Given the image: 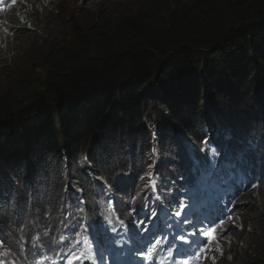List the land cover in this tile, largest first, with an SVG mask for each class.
Returning a JSON list of instances; mask_svg holds the SVG:
<instances>
[{
    "label": "trees",
    "instance_id": "1",
    "mask_svg": "<svg viewBox=\"0 0 264 264\" xmlns=\"http://www.w3.org/2000/svg\"><path fill=\"white\" fill-rule=\"evenodd\" d=\"M140 1L108 31L88 27L74 47L53 46L65 40L61 29L42 28L61 57L47 58L37 81L19 68L14 78L6 73L12 88L37 89L25 104L0 96V225H28L33 206L55 207L59 194L72 198L75 189L98 210L95 178L111 180L130 161L139 166L152 135L177 144L173 122L206 139L216 137L214 120L251 133L264 126V0ZM20 27L16 35L31 36ZM29 197L37 200L31 207ZM255 203L247 209L263 234L248 237L243 264H264V213ZM31 241L3 239V257L26 260Z\"/></svg>",
    "mask_w": 264,
    "mask_h": 264
},
{
    "label": "clouds",
    "instance_id": "2",
    "mask_svg": "<svg viewBox=\"0 0 264 264\" xmlns=\"http://www.w3.org/2000/svg\"><path fill=\"white\" fill-rule=\"evenodd\" d=\"M58 1L0 0V7L6 9L0 11V58H6V61L12 60L13 57L7 54L8 49L15 53L18 43L24 38L16 35L15 26H21L20 28L26 29L30 35L41 32L46 37L43 27L35 19ZM9 4L11 7H8ZM10 19L12 21L9 23ZM30 24L32 27H29ZM34 25L38 26L36 31ZM213 122L217 128L214 139L199 137L198 132L195 136L189 134L188 131L185 134L173 122L177 130V144L156 143L157 139L152 135L150 141L152 148L144 154L139 166H134L130 161L122 171L118 167V173L110 176L112 181L105 178L103 174H99L92 186L95 187L94 194L98 197V210L89 202V196L81 194L80 197H73L74 204L89 212L86 217L78 218L79 221L88 223H111L113 221L118 225L121 223L118 216H122L123 212L132 210L135 215L139 213L144 205L142 202L138 203V200L149 196L156 197L157 200H150L155 207L159 208L152 216L154 226L147 228L149 233L146 234V241L140 240L137 252H141L142 247L144 251L149 252L151 247L148 244L154 235H166L167 242H176L178 246L181 241L180 249L191 251L183 253L180 249L176 251L180 253L177 258L185 259L182 262L187 261V264H242L245 249L242 250L241 247L248 248V239L245 245V236L262 232L252 219L253 209H247V207L254 204L256 198L263 194L264 126L251 133L245 128L238 127L239 131L232 128L235 122L231 119L214 120ZM208 124L211 128L210 134H213L214 125ZM185 129L188 130V128ZM229 139L234 145L233 151L230 150L232 145ZM132 142H134L132 138H129V147L125 148L130 157ZM172 146L174 150L170 151ZM203 155L205 156L204 161H202ZM208 169L214 175L208 174L206 171ZM137 177H142V181L135 182L134 179ZM100 178H104V182L100 181ZM253 184L259 187L254 189ZM66 195L59 194L58 200H63ZM179 196H181V202H177L180 203L177 207L168 205L177 201ZM33 198L29 197L27 202ZM146 203H148L147 199ZM197 203L200 205L196 206ZM165 206L168 207L164 210ZM101 207L106 208V212L101 210ZM171 208L178 210L181 214L185 212L184 220L186 217L189 218L184 228L181 229L183 225L180 226L181 230H173L172 224L166 222L171 218V213H165V211ZM229 216L232 217L231 220L228 219ZM221 221H224L222 225L224 231L217 229L220 236V251L217 250L215 243L211 246V251H201L200 246L207 243L201 230L219 225ZM4 224L13 227L8 221ZM158 224L160 226H157ZM252 229L254 230L250 232ZM58 231L56 233H59ZM181 236L184 240L180 239ZM236 254H239V258H236ZM150 256L148 259L151 262L147 263L155 264L159 261L160 264H168L169 254L165 256L164 252L160 255L152 252ZM136 261L140 262L137 259Z\"/></svg>",
    "mask_w": 264,
    "mask_h": 264
},
{
    "label": "rangeland",
    "instance_id": "3",
    "mask_svg": "<svg viewBox=\"0 0 264 264\" xmlns=\"http://www.w3.org/2000/svg\"><path fill=\"white\" fill-rule=\"evenodd\" d=\"M140 5H141L140 0H59L52 7L48 8L47 11L41 14L39 17L36 16L37 18L35 19V21L43 28L56 27L61 29L60 32L61 36L65 40H57L55 43H53V46L64 47L66 45L68 47H74L76 46L77 41L80 40L83 35L88 34L87 31L88 27L97 25L98 32L108 31L109 28L115 24L116 20L120 16L125 15L129 12L138 11ZM29 27H32V25L30 24ZM34 28L36 31L38 26L34 25ZM73 32H75L76 34L75 36ZM24 39H22L18 43V47L15 53L12 52L11 49H8L7 54H9L13 58H19L21 60L23 58L24 63L28 67L27 70H22L21 68V66L23 65V61L20 62V64L15 65L14 61L12 60L6 61L5 60L6 58H2V57L0 58V90L4 91L6 89H9L4 94H2V92L0 91V96L15 97L14 101L16 103H23V104L29 103L32 99L35 98L34 91L37 89V86L35 85V86L27 87L25 89L22 88L18 90L12 88L11 86H15L16 84L15 82H10V76L12 75V78L15 77L14 73L11 71L13 70L14 72H16V69L18 70L19 68L21 71L25 73V75L26 74L31 75L32 77L31 78L29 77L30 79L33 78L37 81L39 78H43L47 72V69H49L48 68L49 66L45 62L46 59L48 58L50 61H54L60 58L62 55V52L53 50L52 44L50 45L48 43L47 38L43 34H41V32H36L35 34L31 35L25 40ZM7 72H11L12 74L8 75L6 74ZM18 77L22 78V76H18ZM6 85H8L9 87H6ZM42 91L43 89L40 90V92ZM149 112L147 113V116ZM223 132L225 133L226 131L223 130ZM181 139L183 138L181 137ZM155 141L157 143V140ZM155 141L153 142L155 143ZM202 159H205L204 155ZM206 171H208L209 173L211 170L208 169ZM212 175H214L213 172L211 176ZM36 201L37 200L33 198L27 202V205L31 207L34 203H36ZM62 201L65 202L66 209H69L71 211L70 213L61 212L62 223H68L73 218H84L86 217L87 214H89V212L86 211L83 207L76 204H71L67 195L64 197ZM255 201H256V207L259 210V212L264 213V207H263L264 193L261 195V197H257ZM168 205L175 206L174 203H170ZM53 207H54L53 204L52 205L44 204L43 207L41 208L42 213L39 214V216L45 218L44 222H48L50 220L49 210ZM23 211H25V209H23ZM132 214H134V212L130 210L128 212H123L122 216H118L119 218L118 220H121L120 221L121 223H119V225L122 228V231L118 233V235L126 236L125 238H121L120 241L125 248L127 247L129 248L131 244H133V241L128 240V236L126 232H124V226L129 223ZM37 215L38 214L36 212V205H35L33 206L32 216H37ZM20 221H22L21 218H19L18 222ZM151 225H152V220H151ZM253 230L254 229L250 230V232H252ZM145 233L147 234V231H144L141 236L145 235ZM262 234L263 232H261L259 235ZM249 235L250 234H247L245 236V245L247 244V239ZM1 237L2 239L4 238L14 239V237L9 234H3ZM113 237H118V236L114 233H111L110 236H108L106 233H103L101 235H98L94 240V242L93 243L91 242V244L103 247L107 244V242H110L111 241L110 238ZM153 237L151 238V241ZM124 240H128L129 243L125 242ZM136 241H138L137 238L135 239L134 242ZM141 241L145 242L146 238L145 237L142 238ZM243 248L245 249L246 252L250 253L248 248L242 246L241 249L243 250ZM63 257L64 259H67V261L69 260L75 263L83 262V259L80 256L63 255ZM236 258H239V254H236Z\"/></svg>",
    "mask_w": 264,
    "mask_h": 264
},
{
    "label": "bare ground",
    "instance_id": "4",
    "mask_svg": "<svg viewBox=\"0 0 264 264\" xmlns=\"http://www.w3.org/2000/svg\"><path fill=\"white\" fill-rule=\"evenodd\" d=\"M213 3V2H212ZM211 6V5H210ZM140 12V11H139ZM81 32V31H80ZM114 32V31H113ZM114 33H116V32H114ZM88 34H89V32H88ZM85 38V37H84ZM92 38V37H91ZM93 38H95V37H93ZM97 39V38H96ZM117 39V38H116ZM121 39V38H120ZM112 40V39H111ZM125 41V40H124ZM98 53V52H97ZM78 60V59H77ZM140 114V113H139ZM225 134H226V132H225ZM229 142H230V144L232 145V147H231V149L230 150H234L233 148H234V145L231 143V140L229 139ZM168 143V142H167ZM227 151H228V149H226ZM232 151H229V152H232ZM205 159H202V161H204ZM213 161V160H212ZM207 173H208V171H207ZM208 174H212V171H210ZM207 174V175H208ZM209 180H213V179H209ZM217 180V179H216ZM195 181H200V180H195ZM190 184H191V182H190ZM209 190V189H208ZM209 191H211V190H209ZM211 196V195H210ZM177 201H175L174 202V205L177 207L180 203H177V202H181L180 200H181V196H179L177 199H176ZM196 206H199L200 205V203H197V204H195ZM264 207V206H263ZM203 208V207H202ZM198 211V210H197ZM203 211V210H202ZM134 217H135V214H132V216H131V219H130V221H129V223L127 224V225H125L124 226V232H126V234H127V236H128V240H132L133 242L135 241V239L137 238L138 240H141L142 238H146V233H145V235H143V236H139L138 235V233H140V232H144V231H147V232H149V230L147 229V225H146V223H143L142 225H139L138 227H137V230L136 231H134L133 233L131 232V230H132V227H133V223H134ZM152 220V219H151ZM151 227L152 226H154V221H152V225H151V221H149V223H148ZM157 226H160V224H158ZM184 228V227H183ZM117 230H118V233H120L121 231H122V228H121V226L118 224L117 225V228H116ZM197 229H198V227H197ZM166 235H162V237H165ZM159 237H161V236H159ZM158 237V238H159ZM32 242V241H31ZM180 242L181 241H179V246H180ZM132 245V244H131ZM125 246H126V244H125ZM128 248V247H127ZM148 247H146V249H147ZM195 248V247H194ZM149 249V248H148ZM180 249V248H179ZM192 251L194 250V249H191ZM180 251H181V253H183L184 251L185 252H191V251H187L186 249H180ZM28 254L26 255V260H22V261H19L18 263H17V261L15 260V264H47L48 263V261L50 260V258H51V254H48V255H44L39 249H37L35 246H33L32 245V243H30V247L28 248ZM145 253H146V251H145ZM3 254H4V249H3V247L1 246V244H0V264H12L11 262H12V258L11 257H9V256H7V257H3ZM257 256V255H256ZM63 257V256H62ZM59 259H64V258H59ZM131 262H132V264H139L137 261H136V259L134 258V257H132L131 256ZM245 263H247V262H245ZM243 264V263H242Z\"/></svg>",
    "mask_w": 264,
    "mask_h": 264
},
{
    "label": "snow or ice",
    "instance_id": "5",
    "mask_svg": "<svg viewBox=\"0 0 264 264\" xmlns=\"http://www.w3.org/2000/svg\"><path fill=\"white\" fill-rule=\"evenodd\" d=\"M8 7H11V5L9 4ZM4 10H6V9L0 7V11H4ZM252 187L255 189V188H258L259 185L253 184ZM179 214H180L179 212L176 213V215H179ZM228 219L231 220L232 217L229 216ZM223 224H224V221H221V223L219 225H214L208 229H202L201 230L202 234L204 235V237L207 240L206 244L200 246L201 251H204V250L211 251L212 250L211 246L213 245V243H215L217 245V250L220 251V248H219L220 236H219V233L217 232V229H220V231L223 232L224 231V228L222 227ZM180 239L184 240V237L181 236ZM193 243H195V242H193ZM221 254H222V251H221ZM184 264H187V261H185Z\"/></svg>",
    "mask_w": 264,
    "mask_h": 264
}]
</instances>
